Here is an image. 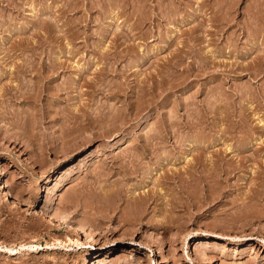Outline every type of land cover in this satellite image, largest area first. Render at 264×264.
Returning <instances> with one entry per match:
<instances>
[{"label":"rangeland","instance_id":"rangeland-1","mask_svg":"<svg viewBox=\"0 0 264 264\" xmlns=\"http://www.w3.org/2000/svg\"><path fill=\"white\" fill-rule=\"evenodd\" d=\"M0 2V264H264V0Z\"/></svg>","mask_w":264,"mask_h":264},{"label":"bare ground","instance_id":"bare-ground-1","mask_svg":"<svg viewBox=\"0 0 264 264\" xmlns=\"http://www.w3.org/2000/svg\"><path fill=\"white\" fill-rule=\"evenodd\" d=\"M1 1H2V0H1ZM8 1H9V0H8ZM26 1H27V0H26ZM6 2H7V1H6ZM69 2H70V1H69ZM0 3H1V2H0ZM11 3H12V2H11ZM54 3H55V2H54ZM68 4H69V7H70V6H71V7H72V6H74V7L76 6V4H75V3H72V2H71V4H70V3H68ZM117 4H118V3H117ZM47 6H48V5H47ZM55 6H56V5H55ZM10 7H11V6H10ZM51 7H52V6H51ZM56 7H57V6H56ZM56 7H54V8H56ZM71 7H70V8H71ZM76 8H77V7H76ZM74 9H75V8H74ZM59 10H60V9H59ZM57 11H58V10H57ZM48 15H49V14H48ZM44 16H45V15H44ZM49 16H51V15H49ZM49 18H50V17H49ZM0 22H1V21H0ZM68 22H69V21H68ZM33 46H34V45H33ZM51 54H52V53H51ZM108 54H109V53H108ZM37 60H38V59H37ZM26 61H27V60H26ZM26 61H25V63H24L23 65L25 66V68H27V69L30 70V71H31V70H35V69L38 67V65L36 64V62H34V60L31 61V62H26ZM17 62H18V61H17ZM58 62H59V61H58ZM50 63H51V62H50ZM52 63H53V62H52ZM56 63H57V62H56ZM61 63H62V62H61ZM14 65H15V64H14ZM17 65H19V64L17 63ZM17 65H16V66H17ZM23 65L20 64L19 66H17V67H20V66H22V67H20L21 69H19L17 72H15L16 75H18V73H23V72H24V67H23ZM62 65H63V64H62ZM43 66H44V65H43ZM176 66H177V65H176ZM14 67H15V66H14ZM50 67H51V66H50ZM53 67H54V66H53ZM58 68H59V67H58ZM37 69H38V68H37ZM26 71H27V70H26ZM28 72H29V71H28ZM197 72H198V70H197ZM9 73H10V71H9ZM102 73H103V72H102ZM11 74H12V73H11ZM23 74H24V73H23ZM3 75H4V74H3ZM103 75H104V74H103ZM21 76H22V75H21ZM1 77H2V76H1ZM19 77H20V75H19ZM15 78H16V77H15ZM2 79H3V78H2ZM20 80H21V79H19L18 81H20ZM22 80H23V78H22ZM25 80H26V79H25ZM28 80H29V79H28ZM10 81H12V80H10ZM27 82H28V81H27ZM11 83H12V82H11ZM17 83H18V82H17ZM24 83H25V82H24ZM28 83H29V82H28ZM31 83H32V82H31ZM29 84H30V83H29ZM10 85H11V84H10ZM10 85L8 86L9 88H8V87H5V89L3 88V89H4V92H2L3 95L1 94L2 97H3L4 95H8V94H9L8 96H11L10 98H13L12 96H16V97H18V98L21 96V97H24V99H25V95H26V98L29 99V98L32 96L31 94H32L34 91H36V95H38V97H39V94H37V91H40L41 88H40L39 90H35V89H34V91H33L32 88H33V87L35 88V86L31 85V87H32V86H33V87L30 88V85H29V89H31L30 92L32 91L31 94H29L30 92H26V91L28 90V88L26 89V87H28V85H27V86H26V85H24V86L22 85V86L26 89V91H24L25 89H24V90H23V89H20V85H19V83H18V85H17L19 88H18V87H13V88L11 89ZM14 85H15V84H14ZM36 85H37V84H36ZM2 86H3V85H2ZM22 86H21V87H22ZM36 87H37V86H36ZM39 87H40V86H39ZM60 87H61V86H60ZM0 88H1V87H0ZM145 88H146V87H145ZM1 89H2V88H1ZM1 89H0V90H1ZM53 89H54V88H53ZM14 90H15V91H14ZM57 90H58V89H57ZM49 91H50V90H49ZM51 91H52V89H51ZM12 92H13V93H12ZM14 92H15V93H14ZM41 92H42V91H41ZM41 92H38V93H41ZM0 93H1V92H0ZM27 93H28L30 96L28 95V97H27ZM52 93H54V92H52ZM10 94H11V95H10ZM1 95H0V97H1ZM14 98H15V97H14ZM217 98H218V97H217ZM5 99L7 100L8 98L6 97ZM5 99H4V100H5ZM15 99H16V98H15ZM19 99H20V98H19ZM219 99H220V98H219ZM9 100H10V99H9ZM9 100H8V102H9ZM220 100H221V99H220ZM222 100H223V99H222ZM11 101L13 102V100H11ZM12 102H11V103H12ZM262 102H263V101H262ZM1 103H2V101H1ZM1 103H0V104H1ZM187 104H188V103H187ZM189 104H190V103H189ZM1 105H2V104H1ZM3 106H4V105H3ZM3 106H2V107H3ZM185 106H186V105H185ZM5 107H6V106H5ZM52 108H53V107H52ZM2 109H3V108H2ZM7 110H8V111L10 110V111H12V112L14 111V110L8 109V107H7ZM0 111H1V110H0ZM8 111H7V112H8ZM15 111H17V110H15ZM1 112H2V111H1ZM4 112H6V109L3 111V113H4ZM12 112H10V113L8 112L7 115L11 114ZM0 114H2V113H0ZM5 114H6V113H5ZM12 114H13V113H12ZM14 114H16V112H14ZM3 115H4V114H3ZM17 115H19V113L16 114V116H17ZM21 116H22V115H21ZM21 116H19L20 119H21ZM205 116H206V115H205ZM12 117H13V116H12ZM192 117H193V116H192ZM0 118H2V116H0ZM15 118H17V117H14V120H13V123H12V124H14V127H15V126L18 127L19 125L22 126V125H24V123H26V122H24V123L22 122V123H23V124H22L20 120H19V121H20V122H19L18 119H16L17 124H15V123H16V122H15ZM23 118H24V117H23ZM25 118H26V117H25ZM24 121H26V120H24ZM65 121H66V120H65ZM18 122H19V123H18ZM20 123H21V124H20ZM63 123H64V122H63ZM12 124H11V125H12ZM180 124H181V123H180ZM169 126H170V125H169ZM171 126H172V125H171ZM173 126H174V125H173ZM12 127H13V126H12ZM22 127H23V126H22ZM168 128H169V127H168ZM170 128H171V127H170ZM168 130H169V129H167V131H168ZM2 131H3V130H2ZM155 131H156V130H155ZM6 139H7V138H6ZM141 140H142V139H141ZM148 140H149V139H148ZM156 140H157V139H156ZM154 141H155V140H154ZM159 142H160V141H159ZM140 143H141V142H140ZM164 143H165V142H164ZM150 144H152V146L155 145V143L153 144V142L151 143L150 141H147V140H146V141H143V142H142V146H143V147H142V146H141V147L144 148V149H149V148H151V147H149ZM156 144H158V143L156 142ZM159 144H160V143H159ZM165 145H166V143H165ZM156 146H158V145H156ZM162 146H163V145H162ZM148 147H149V148H148ZM154 147H155V146H154ZM158 147H159V146H158ZM164 147H165V146H164ZM161 149H162V148H161ZM148 151H149V150H148ZM121 152H122V151H121ZM142 153H143V152H142ZM140 154H141V153H140ZM140 154H139V155H140ZM137 155H138V154H137ZM141 155H142V154H141ZM143 155H144V154H143ZM159 155H160V154H159ZM130 156H131V155H130ZM86 157H87V156H86ZM132 157H133V156H132ZM132 157H131V161L129 160L128 163L125 164V165H127L126 168H125V169H126V170H125L126 173H127V172H130V171H134V170H136V169H134V168H136V166H137V165H136V161L138 160V158H137V156H136V158H133V159H132ZM138 157H140V156H138ZM141 157H142V156H141ZM141 157H140V159H141ZM158 157H159V156H158ZM201 158H202V157H201ZM89 159H90V158H89ZM160 159H161V158H160ZM165 159H166V158H165ZM167 159H168V158H167ZM158 160H159V159H158ZM201 160H202V159H201ZM84 161H85V160H84ZM161 161H162V160H161ZM139 162H140V161H139ZM80 163H81V164H79V165H77V166L73 165V166L70 168V170H67V171L64 170V171H65V174L69 176V175L72 174V172L75 171L77 168H80V166H84V162L82 163V161H81ZM192 163H193V162H192ZM77 164H78V163H77ZM86 164H87V163H86ZM138 164H139V163H138ZM140 164H141V163H140ZM189 164H190V163H189ZM214 164H215V163H214ZM252 164H253V163H252ZM134 165H136V166H134ZM161 165H162V164H161ZM167 165H168V164H167ZM70 166H71V165H70ZM133 166H134V167H133ZM194 166H195V165H194ZM122 167H123V166H122ZM195 167H196V166H195ZM216 167H217V166H216ZM220 167H221V166H220ZM123 168H124V167H123ZM140 168H141V167H140ZM191 168H192V167H191ZM191 168H190V169H191ZM196 168H197V167H196ZM196 168H193V170L196 169ZM223 168H224V167H223ZM237 168H238V167H237ZM138 169H139V168H138ZM145 169H146V168H145ZM201 169H202V168H200V170H201ZM238 169H239V168H238ZM188 170H189V168H188ZM196 170H197V169H196ZM202 170H204V169H202ZM213 170H214V169H213ZM224 170H226V169H224ZM125 171H124V172H125ZM148 171H149V169H148ZM220 171H221V170H220ZM135 172H136V171H135ZM146 172H147V171H146ZM164 172H165V171H164ZM166 172H167V171H166ZM187 172H188V171H187ZM224 172H225V171H224ZM130 173H131V172H130ZM136 173H137V172H136ZM167 173H168V172H167ZM184 173H185V171H184ZM201 173H202V171H201ZM225 173H226V172H225ZM165 174H166V173H165ZM193 174H194V172H193ZM204 174H205V173H203V175H204ZM211 174H212V173H211ZM226 174H227V173H226ZM179 175H180V173H179ZM191 175H192V174H191ZM208 175H209V174H208ZM68 176H67V177H68ZM168 176H169V175H168ZM172 176H173V175H172ZM180 176H182V175H180ZM192 176H193V175H192ZM192 176H191V178H192ZM204 176H205V175H204ZM65 177H66V176H65ZM200 177H201V176H200ZM171 178H172V177H171ZM182 178H183V177H182ZM187 178H188V177H187ZM195 178H196V177H195ZM201 178H202V177H201ZM65 179H66V178H65ZM203 179H204V178H203ZM180 180H181V179H180ZM182 180H183V179H182ZM194 180H195V179H194ZM197 180H198V179H197ZM197 180H196V181H197ZM207 180H208V179H207ZM263 180H264V179H263ZM164 181H165V180H164ZM191 181H192V180H191ZM199 181H200V180H199ZM199 181H198V182H199ZM177 183L180 184V181L177 182ZM181 183H183V182H181ZM187 183H188V182H187ZM3 184H4V183H3ZM7 185H8V184H7ZM170 185H171V184H170ZM180 185H181V184H180ZM180 185H179V186H180ZM1 187H2V186H1ZM70 187H71V189L68 188L69 190H67L68 193H69L70 190H72V188H73L72 186H70ZM173 188H174V187H173ZM173 188H172V189H173ZM3 189H4V188H3ZM5 189H6V188H5ZM0 190H1V189H0ZM180 190H181V189H180ZM196 190H197V189H196ZM6 191H7V190H6ZM65 191H66V190H65ZM67 191H66V192H67ZM183 191H184V190H183ZM4 193H5V192H4ZM4 193H3V194H4ZM63 193H64V192H63ZM63 193H62V194H63ZM68 193H64L63 196H64V197L67 196ZM184 193H185V192H184ZM8 194H9V192H8ZM181 194H182V193H181ZM63 196H61V197H63ZM210 198H211V197H210ZM258 198H259V197H258ZM185 201H186V200H185ZM187 201H188V200H187ZM13 202H14V201H13ZM17 202H18V201H17ZM17 202H16V203H17ZM112 204H113V203H112ZM137 204H138V203H137ZM141 204H142V203H141ZM143 204H144V203H143ZM48 207L51 208L50 206H48ZM43 209H44V208H43ZM46 210H47V209H46ZM48 210H49V209H48ZM41 211H42V210H40V212H41ZM43 211H44V210H43ZM172 211H173V210H172ZM44 212H45V211H44ZM53 213H54V212H53ZM39 214H40V213H39ZM45 214H46V213H45ZM48 214H49V213H48ZM50 214H51V213H50ZM140 214H141V213H140ZM51 215L54 216V219H55V217H57V218H59V219H63V220H65V221L67 222L66 225H69V227H70L69 229H70V230H72V231H74V232H75V230L78 231V229H77L78 226L76 225L75 220H73L69 214H68V215H67V214H65V215H61V214H56V213H54V214H51ZM42 216H43V215H42ZM47 216H48V215H47ZM57 218H56V219H57ZM73 218H74V217H73ZM63 223H65V222L63 221ZM67 227H68V226H67ZM78 228H79V227H78ZM67 231H68V230H67ZM75 233H76V232H75ZM72 234H73V233H72ZM73 235H74V234H73ZM77 235H78V234H77ZM89 237H90V236H89ZM79 239H80V238H78L77 240H75V242H77ZM102 261H103V260L100 259L99 256H95V258H94V262H93L92 264H103ZM88 264H89V263H88ZM90 264H91V263H90Z\"/></svg>","mask_w":264,"mask_h":264}]
</instances>
